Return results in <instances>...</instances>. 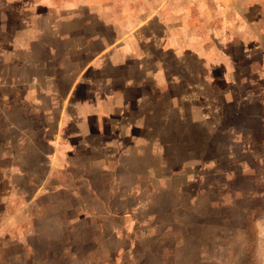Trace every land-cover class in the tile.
I'll list each match as a JSON object with an SVG mask.
<instances>
[{
  "label": "rangeland",
  "instance_id": "obj_1",
  "mask_svg": "<svg viewBox=\"0 0 264 264\" xmlns=\"http://www.w3.org/2000/svg\"><path fill=\"white\" fill-rule=\"evenodd\" d=\"M0 264H264V0H0Z\"/></svg>",
  "mask_w": 264,
  "mask_h": 264
},
{
  "label": "crops",
  "instance_id": "obj_2",
  "mask_svg": "<svg viewBox=\"0 0 264 264\" xmlns=\"http://www.w3.org/2000/svg\"><path fill=\"white\" fill-rule=\"evenodd\" d=\"M74 7L72 8V11ZM82 9H84V6L82 7ZM75 16V14H74ZM73 16V17H74ZM67 18L68 22L67 23H71L72 18ZM77 19V18H75ZM106 24V23H105ZM107 26H109L108 24H106ZM136 27L130 29L129 31H126L125 33H123L118 39H115L113 41H107L105 36H88V37H84L83 35L78 36V33H74L71 34V30H68L69 34H62L60 35V38L56 37L58 39V45L57 47H60V52H64L65 55L64 57H60V58H69L70 56H67L68 54V50H69V46L72 45L73 42H78V44L80 45V49L82 51H84L83 53L87 54L86 56L89 58L88 60L83 59V64L80 65L79 67H81V71H79L77 74V77L74 76V72L72 73V82H71V74L70 71L66 70V72H61V75H68V79L70 80L71 84L68 87V92L69 91H75L78 89L82 79L81 76H87V72L89 71V75H91L93 73V71H97V73L99 72V69H106L109 64H112V59L116 62L114 63L116 66H119V64L123 65L126 69V71L124 72L126 75H130V74H134L135 77L138 78H146L148 79L149 76L154 75L155 71L152 70L151 67H149V63L153 64L154 62L150 61L151 58L153 57V51L150 47L148 48H144V50H141L140 53L138 52H134L133 49L130 47H127L126 50H123L126 48L125 44L127 39H129L130 37V33L135 29ZM77 37V39H76ZM55 39V38H54ZM61 42V43H60ZM96 43L100 44V47L97 48L96 47ZM138 46L140 45L139 41L136 42L135 44H133V46ZM124 46V47H123ZM122 48V52L119 53V48ZM72 49V48H71ZM59 50V49H58ZM67 50V51H66ZM67 53V54H66ZM60 54V53H59ZM84 56V57H86ZM137 58V59H136ZM142 59V61L144 62H140L139 60ZM87 60V61H86ZM135 63L137 61V65H135ZM145 61L147 62V66H143L145 65ZM44 62V63H43ZM127 63L128 65H124V63ZM43 65L46 67V63L45 61H42ZM52 64V63H51ZM50 64V66H51ZM55 64V63H54ZM62 67H58L56 65H52L51 66V70L53 71V74L56 73L57 70H60ZM100 85V83H99ZM94 90V89H93ZM69 94V93H68ZM71 99V98H70ZM73 119V122L75 121L74 118H77L78 120H76L77 123L79 124H87L90 123L92 121V119H90L89 117H82L78 114V115H71L70 116ZM112 120V116L107 114L105 118H102V122L104 123H109ZM99 121V120H98ZM75 122V123H76ZM113 122V120H112ZM80 128V127H79ZM80 132V131H79ZM81 133V132H80Z\"/></svg>",
  "mask_w": 264,
  "mask_h": 264
}]
</instances>
